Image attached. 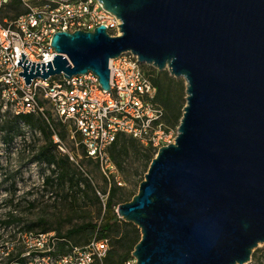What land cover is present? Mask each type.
<instances>
[{
	"label": "water",
	"instance_id": "obj_1",
	"mask_svg": "<svg viewBox=\"0 0 264 264\" xmlns=\"http://www.w3.org/2000/svg\"><path fill=\"white\" fill-rule=\"evenodd\" d=\"M100 1L122 34L57 31L54 59L22 52L19 74L30 84L93 72L110 90V60L131 51L182 77L175 142L116 212L141 230L137 264L249 263L264 244V0Z\"/></svg>",
	"mask_w": 264,
	"mask_h": 264
},
{
	"label": "built area",
	"instance_id": "obj_2",
	"mask_svg": "<svg viewBox=\"0 0 264 264\" xmlns=\"http://www.w3.org/2000/svg\"><path fill=\"white\" fill-rule=\"evenodd\" d=\"M120 19L100 0H0V115L36 114L50 122L56 116L71 123L81 136L88 156L98 162L109 182H115L118 167L110 147L121 134L133 137L156 151L174 143L176 135L164 122V109L157 101L154 74L131 51L110 60V90L102 87L93 72L33 78L26 84L22 52L26 59L48 62L57 54L51 44L57 31L94 30L105 25L112 36L122 34ZM111 91V92H110ZM112 94V95H111ZM65 151L59 133H53ZM100 194L103 201L108 197ZM8 250L15 246L4 242ZM20 259L12 264H104L109 237L95 232L84 243H76L55 230L20 232ZM2 246V244H1ZM4 248V246H2ZM0 259L8 252L1 251ZM131 253L122 264H137Z\"/></svg>",
	"mask_w": 264,
	"mask_h": 264
},
{
	"label": "rangeland",
	"instance_id": "obj_3",
	"mask_svg": "<svg viewBox=\"0 0 264 264\" xmlns=\"http://www.w3.org/2000/svg\"><path fill=\"white\" fill-rule=\"evenodd\" d=\"M144 66L168 88L169 101L165 106V123L177 135L187 102L186 82L182 77L172 76L168 69L159 71L154 66ZM36 117L46 131L48 127L52 130L47 119ZM13 119L11 114L0 115V246L8 241L15 246L13 253H18L20 247L17 239L20 232L51 229L60 234H67L69 230L84 224H104L107 211L100 194L108 192V179L100 166L85 155L81 136L74 131V126L56 116L50 117L52 126L57 132L64 134V137L60 136L65 149L63 151L54 139H51V143L39 127L23 123L22 132L8 142L6 128ZM129 137L121 140L122 145H128V151L118 158V172L113 177L115 180L119 177L123 182V185L117 184L116 199L119 203L130 201L139 191L152 162V159L142 158L144 147L138 142L133 143ZM50 149L58 156L68 155L72 168L81 171L83 179L78 183L65 179L60 172L53 170L54 165L48 167L45 162L36 158L42 150ZM152 154L155 157L157 151L152 150ZM121 194L124 195L122 198ZM12 218H15L16 222L7 225L6 220ZM116 229L120 230V233L116 235L113 230L109 236L113 240L112 248L117 251L118 258L120 254L128 251L121 249L116 239L142 233L132 222L120 223ZM94 234L95 232H80L73 237L84 243ZM258 248L256 258H252L247 264H259L261 261L264 264V244Z\"/></svg>",
	"mask_w": 264,
	"mask_h": 264
},
{
	"label": "trees",
	"instance_id": "obj_4",
	"mask_svg": "<svg viewBox=\"0 0 264 264\" xmlns=\"http://www.w3.org/2000/svg\"><path fill=\"white\" fill-rule=\"evenodd\" d=\"M153 80L158 87L157 101L164 109V122H165V117H166L165 106H167L168 101H169L168 88L164 85L163 81H161L160 78L155 76V74H154ZM0 108H1V106H0ZM36 116H39V115H36V114L14 115V119L8 124V127L6 128L7 129V132H6L7 141L11 142L13 140V138L15 137V135L20 134L22 132L21 123H23V124H27L29 126L39 127L42 131L45 132L47 138L52 143L53 140H51V139H53V133L57 132L56 128L52 126L51 122H49L51 127H52V130L49 129V127H48V130L46 131L45 128L42 127L40 120ZM39 117H41V116H39ZM57 133H59L60 136L64 137V134H62L61 132H57ZM126 137H128V136H126L125 134H121L118 137V139L110 147V155H111V158L113 159L115 164H116L118 158L122 155V153L128 151V145H124V144L122 145L121 144L122 138L126 139ZM129 140L132 141L133 143L138 142V144L140 146L144 147V153L142 155V158H144V159H153L154 158L153 154H152V150H155V149L152 146H144L138 140H136L133 137H129ZM54 145H56V144H54ZM83 148H84V146H83ZM84 152H85V155L89 159L94 160L92 157L88 156L85 148H84ZM36 158L38 160L45 162L48 167H50L51 165H54L55 168L53 170H55V171L57 170V172H60V175L65 179H68L72 182H77V183L80 182L81 179H83L81 171L72 168V162H71L70 157L68 155L58 156L56 153H54L50 149V150H42ZM95 162L98 164L97 161H95ZM117 163L119 164V162H117ZM116 166H117V164H116ZM84 180H86V178H84ZM47 181H48V179H47ZM108 185H109V182H108ZM117 189H118L117 184L115 182H113V184L109 190L108 197L105 198V200H104L105 208L107 211V215L105 217L104 224L88 223V224H84V225L80 226L79 228L69 230L67 232V234H64L67 237L74 240L76 243H82L73 237L74 234L80 233V232H86L87 234H92L94 232H98L102 236L109 237L110 242H111V249H110V252H109L107 258L105 259L104 264H122V262L126 258L131 256V253L133 252L135 245L141 239V235H135L132 237L126 236L125 238H122V239H116V241L119 243V247L121 249L125 250V252L128 251L125 254H120L118 258L116 257L117 251L112 248L113 240L109 236V233L114 230L115 234L118 235L120 233V230L116 229V226H118L120 223H127L125 220L120 218L116 212V208L118 207L119 204H121L116 199ZM123 196L124 195L121 194V198ZM15 222H16V219L12 218L10 220H6L5 223L7 225H11ZM30 228L32 229V227H30ZM48 230H51V229H45V230H41V231H48ZM2 246H4V248ZM2 246H0V248H2L1 251L8 252V255H6V257L3 256L4 258H2L0 260V264H12L13 261H15L16 259H20V254L23 251L21 246H19L20 252H18V253H13L15 247L9 251L7 245H5L3 243ZM258 250H259V248L254 251L252 258H256ZM259 264H263L262 261Z\"/></svg>",
	"mask_w": 264,
	"mask_h": 264
}]
</instances>
